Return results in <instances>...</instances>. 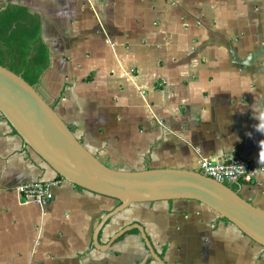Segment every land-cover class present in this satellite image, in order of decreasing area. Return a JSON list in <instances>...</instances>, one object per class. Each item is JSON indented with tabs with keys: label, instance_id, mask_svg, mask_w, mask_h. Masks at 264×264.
Here are the masks:
<instances>
[{
	"label": "crops",
	"instance_id": "obj_1",
	"mask_svg": "<svg viewBox=\"0 0 264 264\" xmlns=\"http://www.w3.org/2000/svg\"><path fill=\"white\" fill-rule=\"evenodd\" d=\"M7 6L39 18L48 62L35 89L102 164L196 171L236 153L254 169L238 193L264 212V0ZM56 177L0 115V264H264L263 248L194 201L117 212L67 182L45 206L14 190Z\"/></svg>",
	"mask_w": 264,
	"mask_h": 264
},
{
	"label": "water",
	"instance_id": "obj_2",
	"mask_svg": "<svg viewBox=\"0 0 264 264\" xmlns=\"http://www.w3.org/2000/svg\"><path fill=\"white\" fill-rule=\"evenodd\" d=\"M0 115L56 176L84 191L117 201V212L132 204L194 201L264 249V212L237 191L197 171H117L105 166L79 143L35 87L1 66ZM152 256L160 261L154 253Z\"/></svg>",
	"mask_w": 264,
	"mask_h": 264
},
{
	"label": "trees",
	"instance_id": "obj_3",
	"mask_svg": "<svg viewBox=\"0 0 264 264\" xmlns=\"http://www.w3.org/2000/svg\"><path fill=\"white\" fill-rule=\"evenodd\" d=\"M39 30V18L25 8L7 6L0 10V66L19 75L32 87H35L48 62L47 49ZM223 184L238 192L239 184Z\"/></svg>",
	"mask_w": 264,
	"mask_h": 264
},
{
	"label": "built area",
	"instance_id": "obj_4",
	"mask_svg": "<svg viewBox=\"0 0 264 264\" xmlns=\"http://www.w3.org/2000/svg\"><path fill=\"white\" fill-rule=\"evenodd\" d=\"M196 171L219 183L248 184L254 178V169L251 163L236 153H226L220 161L202 159L199 161ZM62 183H66V181L56 177L51 182L35 181L20 184L14 190L24 203L45 206L54 198L52 189Z\"/></svg>",
	"mask_w": 264,
	"mask_h": 264
}]
</instances>
